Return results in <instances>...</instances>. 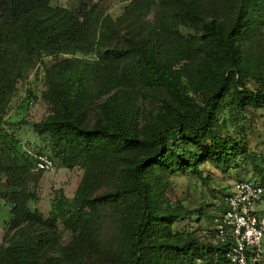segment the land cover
Here are the masks:
<instances>
[{
    "label": "trees",
    "instance_id": "16d2710c",
    "mask_svg": "<svg viewBox=\"0 0 264 264\" xmlns=\"http://www.w3.org/2000/svg\"><path fill=\"white\" fill-rule=\"evenodd\" d=\"M126 2L113 17L92 0H0V264H228L213 228H174L212 203L177 209L162 181L209 162L264 188V154L246 147L247 110H264V0ZM35 67L47 113L25 153L8 127L26 122L7 114ZM40 153L82 170L48 217L29 206Z\"/></svg>",
    "mask_w": 264,
    "mask_h": 264
},
{
    "label": "rangeland",
    "instance_id": "374dc122",
    "mask_svg": "<svg viewBox=\"0 0 264 264\" xmlns=\"http://www.w3.org/2000/svg\"><path fill=\"white\" fill-rule=\"evenodd\" d=\"M75 0H50L52 5L59 7H69L71 2ZM127 0H92V4L96 5L105 13H109L113 17L119 15ZM182 25H188L184 19L180 20ZM39 69L41 66L36 65ZM37 67L30 69L26 78L19 82V94L11 103V109L8 111L7 120L12 123L24 121V124H18L8 127L16 139L20 142L22 151L27 153H36L38 149L37 135L32 124L41 119L47 113L46 102L42 98V91L45 89L43 80H36L33 72ZM199 86H197L198 88ZM34 92L37 96L33 103L28 105V108L21 106L22 100ZM246 147L256 150L264 154V110L248 109L246 113ZM201 177L192 174L174 173L169 177H165L162 181V186L165 189L167 201L177 209L193 210L201 204L212 203L210 206H204L203 211L210 217H199V214L194 212L183 216L176 222L174 228L176 230L189 229L196 232L206 231L213 228L214 224L210 223L211 217L215 214L216 207L213 205L214 199L221 194L234 190L235 183L239 179H250L252 176L251 169L245 174L242 171L231 169L227 172H222L215 165L205 162L200 165ZM82 170L78 167L70 170L60 167L56 164L54 172H44L41 175L35 176L34 180L29 181L28 188H31L35 193V198L29 201L31 208H37L40 212L48 217L52 208V199L57 197L60 192L71 198L80 182ZM3 201H0V245L6 243V233L8 232L4 219L7 216V207L3 206ZM165 205V204H163ZM257 210L264 213V203L257 206ZM66 238V233L64 234ZM258 264H264V239L262 244V256Z\"/></svg>",
    "mask_w": 264,
    "mask_h": 264
},
{
    "label": "built area",
    "instance_id": "2783aa9c",
    "mask_svg": "<svg viewBox=\"0 0 264 264\" xmlns=\"http://www.w3.org/2000/svg\"><path fill=\"white\" fill-rule=\"evenodd\" d=\"M34 172H54L56 165L46 153L35 155ZM264 203V188L248 180L235 183L234 190L214 201L213 235L218 242L230 244L228 264H258L264 239V213L257 210Z\"/></svg>",
    "mask_w": 264,
    "mask_h": 264
}]
</instances>
